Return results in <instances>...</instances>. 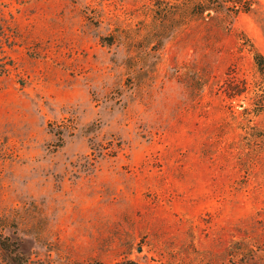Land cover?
Segmentation results:
<instances>
[{"label":"rangeland","instance_id":"rangeland-1","mask_svg":"<svg viewBox=\"0 0 264 264\" xmlns=\"http://www.w3.org/2000/svg\"><path fill=\"white\" fill-rule=\"evenodd\" d=\"M255 51L264 0H0V235L52 264H264Z\"/></svg>","mask_w":264,"mask_h":264},{"label":"trees","instance_id":"trees-1","mask_svg":"<svg viewBox=\"0 0 264 264\" xmlns=\"http://www.w3.org/2000/svg\"><path fill=\"white\" fill-rule=\"evenodd\" d=\"M254 60L260 72L264 73V55L258 51L254 52ZM264 107V101L262 102ZM264 111V109L262 110ZM0 248L7 251L10 257V264H52L45 260H32L29 256L20 251V246L16 240H12L9 236L0 235ZM85 264H103L99 261H91ZM116 264H138L133 260L121 261Z\"/></svg>","mask_w":264,"mask_h":264}]
</instances>
